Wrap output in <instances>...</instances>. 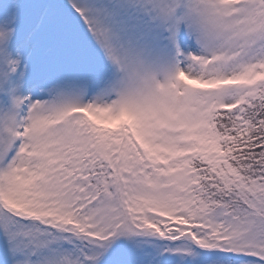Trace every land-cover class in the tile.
Listing matches in <instances>:
<instances>
[{
    "label": "snow or ice",
    "instance_id": "6c2138e0",
    "mask_svg": "<svg viewBox=\"0 0 264 264\" xmlns=\"http://www.w3.org/2000/svg\"><path fill=\"white\" fill-rule=\"evenodd\" d=\"M0 25V264H264V0Z\"/></svg>",
    "mask_w": 264,
    "mask_h": 264
},
{
    "label": "rangeland",
    "instance_id": "374dc122",
    "mask_svg": "<svg viewBox=\"0 0 264 264\" xmlns=\"http://www.w3.org/2000/svg\"><path fill=\"white\" fill-rule=\"evenodd\" d=\"M1 2H3V8L0 7V14H2L3 12H5L7 10V8H8V6H9V0H7V1H1Z\"/></svg>",
    "mask_w": 264,
    "mask_h": 264
},
{
    "label": "clouds",
    "instance_id": "9594fccd",
    "mask_svg": "<svg viewBox=\"0 0 264 264\" xmlns=\"http://www.w3.org/2000/svg\"><path fill=\"white\" fill-rule=\"evenodd\" d=\"M0 26H2V25H0Z\"/></svg>",
    "mask_w": 264,
    "mask_h": 264
}]
</instances>
